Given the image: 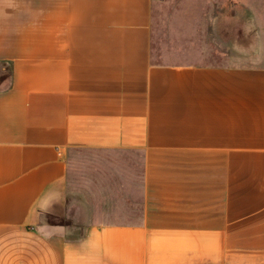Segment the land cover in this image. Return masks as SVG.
<instances>
[{
	"label": "crops",
	"instance_id": "1",
	"mask_svg": "<svg viewBox=\"0 0 264 264\" xmlns=\"http://www.w3.org/2000/svg\"><path fill=\"white\" fill-rule=\"evenodd\" d=\"M152 2L0 0V264H264V67L154 62ZM72 149L140 152L138 216L52 221Z\"/></svg>",
	"mask_w": 264,
	"mask_h": 264
},
{
	"label": "rangeland",
	"instance_id": "2",
	"mask_svg": "<svg viewBox=\"0 0 264 264\" xmlns=\"http://www.w3.org/2000/svg\"><path fill=\"white\" fill-rule=\"evenodd\" d=\"M253 24L233 0H153L152 60L262 68L264 28L256 34ZM9 72L0 62V86ZM141 171L140 152L135 162H119L104 151L69 150L65 209L52 221L76 235L90 222L131 220L140 210Z\"/></svg>",
	"mask_w": 264,
	"mask_h": 264
}]
</instances>
